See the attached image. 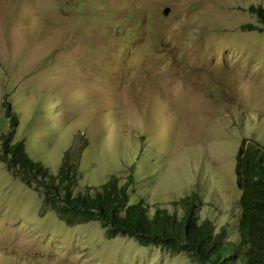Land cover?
I'll list each match as a JSON object with an SVG mask.
<instances>
[{"label": "rangeland", "instance_id": "rangeland-1", "mask_svg": "<svg viewBox=\"0 0 264 264\" xmlns=\"http://www.w3.org/2000/svg\"><path fill=\"white\" fill-rule=\"evenodd\" d=\"M250 7L264 0H0V136L53 175L78 161L76 192L131 177L127 206L147 215L195 195L237 243L238 146L264 149ZM13 171L0 159V264H194L100 220L68 225Z\"/></svg>", "mask_w": 264, "mask_h": 264}, {"label": "trees", "instance_id": "trees-1", "mask_svg": "<svg viewBox=\"0 0 264 264\" xmlns=\"http://www.w3.org/2000/svg\"><path fill=\"white\" fill-rule=\"evenodd\" d=\"M249 11L264 25L263 7H250ZM257 144L242 139L236 155L235 179L240 192L237 243L227 240L225 228L216 230L212 221H199L195 195L183 199L181 216L159 209L147 215V208L140 204L127 206L125 192L133 183L131 177L125 185L109 178L94 193H89L88 187L76 192V161L69 164L65 160L53 175L47 167L28 159L20 146L4 149L11 158L1 159L28 186L42 191L44 204L68 225L100 220L110 236L123 235L144 246H162L171 253L186 252L194 264H264V149ZM17 164L21 166L19 173Z\"/></svg>", "mask_w": 264, "mask_h": 264}, {"label": "clouds", "instance_id": "clouds-1", "mask_svg": "<svg viewBox=\"0 0 264 264\" xmlns=\"http://www.w3.org/2000/svg\"><path fill=\"white\" fill-rule=\"evenodd\" d=\"M8 112V114H9V111H7ZM9 116V115H8ZM13 119V117L12 118H10L9 120H12ZM1 140H4L5 141V137H3V136H0V141ZM241 143V142H240ZM240 145V144H239ZM239 147V146H238ZM4 149H11V147H8V145L6 144V141L4 142V144H3V147H2V154H1V156H0V159H1V157L3 158V159H5V160H9L11 157V155L9 154V155H6L5 154V152H7V150H5L4 151ZM21 149H22V152L24 153V154H26V156H27V158L29 159L30 157H29V154H28V152L24 149V148H22L21 147ZM65 155H67V158L68 159H71V157H70V155L68 154V153H66ZM1 161L3 162V163H7V162H5L4 160H2L1 159ZM72 161H73V159H72ZM74 162V161H73ZM78 162V161H77ZM20 168H21V166H19V164H17V167H16V169L18 170V172H19V170H20ZM16 170V171H17ZM21 171V170H20Z\"/></svg>", "mask_w": 264, "mask_h": 264}, {"label": "bare ground", "instance_id": "bare-ground-1", "mask_svg": "<svg viewBox=\"0 0 264 264\" xmlns=\"http://www.w3.org/2000/svg\"><path fill=\"white\" fill-rule=\"evenodd\" d=\"M234 171H235V168H234Z\"/></svg>", "mask_w": 264, "mask_h": 264}]
</instances>
